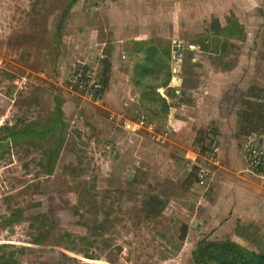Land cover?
I'll use <instances>...</instances> for the list:
<instances>
[{
	"label": "rangeland",
	"instance_id": "374dc122",
	"mask_svg": "<svg viewBox=\"0 0 264 264\" xmlns=\"http://www.w3.org/2000/svg\"><path fill=\"white\" fill-rule=\"evenodd\" d=\"M72 1L0 0V263L193 264L202 239L252 250L241 232L264 221L221 148L264 147L259 115L244 126L246 102L264 105V0ZM107 65L97 105L70 90L75 69Z\"/></svg>",
	"mask_w": 264,
	"mask_h": 264
},
{
	"label": "trees",
	"instance_id": "16d2710c",
	"mask_svg": "<svg viewBox=\"0 0 264 264\" xmlns=\"http://www.w3.org/2000/svg\"><path fill=\"white\" fill-rule=\"evenodd\" d=\"M74 2L75 0H73L67 6V10L71 8ZM210 27L212 29L213 36L219 35L221 33L219 27L215 26V23L211 24ZM152 51L153 49H151V52ZM108 70L109 69L107 65L103 71L104 77L101 79L102 85L106 83L105 75L108 73ZM168 81L169 80H167V82ZM157 88L158 87H156V89ZM161 100L165 104L164 112L166 113V110L169 106L164 99ZM246 110L248 112L245 113L246 119L244 120V126L245 128L248 126L250 128V132H252L254 129L258 128V124H254L253 121V118H256L255 115L258 114L260 117L259 120L261 122L264 121V105H254L251 101H248L246 102ZM57 151L58 148L54 150V153H52V158L57 156V154H55ZM147 201V204L151 206V213L155 216L158 215L161 212L159 199L157 197H150ZM243 231H245V240H249L251 245L254 246L252 250L243 248L238 243H235L229 239L219 242H211L202 239L199 243H197L195 250L192 252L193 264H264V229L261 232L262 234H260L259 226L251 223L245 225V229H243L241 233H243ZM240 236H242V234ZM2 257L1 260H3V262L0 264L12 263L11 261L5 259V257Z\"/></svg>",
	"mask_w": 264,
	"mask_h": 264
},
{
	"label": "built area",
	"instance_id": "2783aa9c",
	"mask_svg": "<svg viewBox=\"0 0 264 264\" xmlns=\"http://www.w3.org/2000/svg\"><path fill=\"white\" fill-rule=\"evenodd\" d=\"M102 72L87 71L85 69H75L68 79V85L73 93L83 94L91 103L97 105L100 97H102L103 85L101 82ZM144 126V121L127 120L124 122V129L129 132L140 131ZM243 153L246 157L247 167L253 175L258 176L264 182V147L259 143L249 142L248 140L243 145Z\"/></svg>",
	"mask_w": 264,
	"mask_h": 264
},
{
	"label": "crops",
	"instance_id": "0c3cea01",
	"mask_svg": "<svg viewBox=\"0 0 264 264\" xmlns=\"http://www.w3.org/2000/svg\"><path fill=\"white\" fill-rule=\"evenodd\" d=\"M148 51H150V49H148ZM159 60L161 59H155V60H152L151 62L157 64ZM101 76L102 78L104 77L103 72ZM104 85H107V78H106V83H104ZM105 87H103V92L105 90ZM167 87L168 85L166 86V88ZM161 88L163 89L165 87L161 86ZM173 122L169 120V123H173ZM177 122L179 121L177 120ZM227 139L231 140V142H235L234 146H236V141L234 140L235 139L234 137L230 136V137H227L226 140ZM230 148L232 147H229L224 144L222 145V148H221L222 159L223 158L226 159L224 163L226 162L227 163L224 164V167L221 168V171L223 172V174L229 175V177H232V176L236 177L238 180L237 183L238 185L241 186L240 187L241 189L245 187V213H246L247 218L252 219V221L253 220L256 221L259 219L264 221V182L258 183L254 179L255 175H253L247 169L246 157L244 159V157L240 156V154L236 152V150L233 151ZM243 163H245V170L243 169Z\"/></svg>",
	"mask_w": 264,
	"mask_h": 264
},
{
	"label": "water",
	"instance_id": "95a60500",
	"mask_svg": "<svg viewBox=\"0 0 264 264\" xmlns=\"http://www.w3.org/2000/svg\"><path fill=\"white\" fill-rule=\"evenodd\" d=\"M177 83H178V81H177Z\"/></svg>",
	"mask_w": 264,
	"mask_h": 264
}]
</instances>
